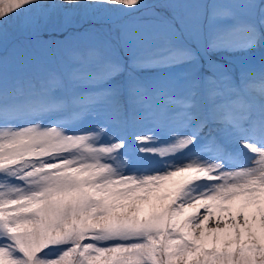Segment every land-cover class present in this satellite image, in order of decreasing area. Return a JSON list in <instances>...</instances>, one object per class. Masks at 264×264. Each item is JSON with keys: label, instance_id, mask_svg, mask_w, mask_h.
Masks as SVG:
<instances>
[{"label": "snow or ice", "instance_id": "snow-or-ice-1", "mask_svg": "<svg viewBox=\"0 0 264 264\" xmlns=\"http://www.w3.org/2000/svg\"><path fill=\"white\" fill-rule=\"evenodd\" d=\"M141 9L160 24L128 61L74 54L25 88L0 60V264H264V0H0V36L55 11L115 31ZM130 137L157 167L125 174Z\"/></svg>", "mask_w": 264, "mask_h": 264}, {"label": "rangeland", "instance_id": "rangeland-1", "mask_svg": "<svg viewBox=\"0 0 264 264\" xmlns=\"http://www.w3.org/2000/svg\"><path fill=\"white\" fill-rule=\"evenodd\" d=\"M56 2L58 3L59 0H56ZM145 2L151 4L156 2V0H145ZM207 2L210 3L212 0H207ZM144 12L145 10L141 9L140 11H134L122 16L116 23L122 25L123 28L114 31L112 30L111 23L91 20L83 21L78 16L66 19L62 11H55L50 13L46 19L41 20L43 28L39 36L33 35L30 29L23 26L22 18L11 20L6 25L7 39L5 40L3 36H0V60L6 56L9 57L10 70L18 80L19 78L25 79L31 76L44 77L51 72H57L61 75L69 72L72 68L79 66L78 62L74 59L75 53L70 50L73 48L78 50L76 54L80 57L89 48L100 50V57L93 55L91 62L86 61L87 65L91 68L100 66L103 59L112 55L114 49H118L120 55L124 57L125 61H128L129 56L125 55L124 49L127 48L129 53L132 51H136L137 54L142 53L143 49L137 46L136 38L143 32L158 30L160 24L159 21L145 15ZM90 29H97V31H90ZM67 33H70L72 38L64 45H43L37 43L38 40H64ZM178 39L184 40L186 37L181 36ZM109 41L113 45V48L107 47ZM235 55L238 57L241 54L236 53ZM164 71L163 69L156 68L144 69L139 74L145 76L162 75ZM93 117L97 118L91 113L86 114L77 123L83 126ZM97 122L98 120L90 128L95 127ZM83 127L86 128L87 126ZM104 138V141L109 139L108 136ZM130 142L133 144L131 145ZM129 144L130 148L132 147V150L135 152V141L131 137L129 138ZM118 151L123 152V150ZM102 162L109 161L105 159ZM117 164L124 169L125 174H131L129 169L158 166L155 157H137L130 151L121 155ZM188 211L191 212L193 209H189ZM203 214V210H201L200 216H203ZM210 225L212 224L208 226L210 227Z\"/></svg>", "mask_w": 264, "mask_h": 264}, {"label": "bare ground", "instance_id": "bare-ground-1", "mask_svg": "<svg viewBox=\"0 0 264 264\" xmlns=\"http://www.w3.org/2000/svg\"><path fill=\"white\" fill-rule=\"evenodd\" d=\"M200 218H203V216H200ZM209 224H212V225H210V227H214L215 225H214V223H209Z\"/></svg>", "mask_w": 264, "mask_h": 264}]
</instances>
